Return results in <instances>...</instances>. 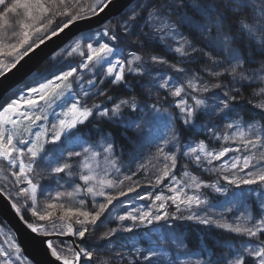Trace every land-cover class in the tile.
<instances>
[{
    "label": "snow or ice",
    "instance_id": "snow-or-ice-1",
    "mask_svg": "<svg viewBox=\"0 0 264 264\" xmlns=\"http://www.w3.org/2000/svg\"><path fill=\"white\" fill-rule=\"evenodd\" d=\"M112 2L0 0V77L19 71L46 41L69 35L71 25L89 31L77 22ZM74 53L78 60L57 61L0 97V197L47 222L27 226L54 238L47 247L57 264H161L168 254L153 240L157 226L179 250L182 221L243 238V247L221 248L206 264H264V0H139L118 28L104 26L62 56ZM106 82L122 95L113 99L100 87ZM246 90L249 120L238 112ZM93 93L110 103H93ZM101 121L132 134L117 147ZM185 132L198 142L182 143ZM146 144L154 152L145 157ZM203 173L218 178L207 183ZM209 189L223 198L218 213ZM133 193L149 203L113 215ZM250 198L256 214L229 217ZM141 228L147 231L130 257L115 247L118 233ZM61 237L71 238L70 255L54 247L65 243ZM0 264H23L14 241H0ZM168 264L186 261L177 252Z\"/></svg>",
    "mask_w": 264,
    "mask_h": 264
},
{
    "label": "trees",
    "instance_id": "trees-1",
    "mask_svg": "<svg viewBox=\"0 0 264 264\" xmlns=\"http://www.w3.org/2000/svg\"><path fill=\"white\" fill-rule=\"evenodd\" d=\"M84 2L86 4H91L94 2V0H84ZM139 0H137L135 3H133L126 11L125 13H123V15L110 20L106 25L104 26H113L114 29L118 28V26L120 25L121 21L123 20V18L126 17L127 14H129L132 10H134L138 4ZM60 20L57 19L56 23H59ZM103 26V27H104ZM53 27H55V25H53ZM147 55V53H146ZM72 58L73 60H76L75 56H69L67 58H65L66 60ZM59 60H56L55 56L51 57L50 60H48L41 68V71H44V68H50L52 66H54L56 64V62ZM198 66L193 65V71L196 70ZM100 87H104L110 95L113 96V99H115L118 96H121L122 93L120 91L116 90V86H108L107 82L105 83V85H100ZM129 88L130 89H135L136 88V82L135 81H130L129 82ZM93 103H98L101 105L110 103V101H108L105 97H96L93 93ZM245 97L246 99L241 100L240 104H239V118H242L243 120H249L251 116L254 115V113H250L248 111V109L251 107L248 103H247V99H250L251 97L249 96V92L248 90L245 91ZM252 122H259V117H256L255 121ZM99 127L103 128L109 135L110 139H115L117 147L121 146V142L124 138L125 135H131V132L125 133L124 130V126L121 125H117V124H107L104 123L103 121L100 122ZM201 129V125L197 124L196 127V131H200ZM177 130H178V126H177ZM184 137H187V139H185ZM201 139L203 138L202 136L200 137ZM181 141L182 143H189V142H198V140L196 139V136L192 133V132H185L183 133V135H181ZM154 152V148L151 147V145L146 144L145 147L143 148V152L145 154V157L149 154V152ZM145 163H147V160L145 159ZM158 166H160L159 163L154 162ZM149 168H151V165H149ZM191 170V169H190ZM152 171H155V169H152ZM178 171H179V164H178ZM194 172V171H193ZM198 174V172H197ZM202 179H217L218 178V173H203L201 175ZM150 190L151 188H146L145 190L141 191V193L144 194H150ZM13 201V200H12ZM149 202L148 201H142L139 200L137 196L133 197L132 199V209L136 208V207H140L143 208L145 207ZM21 213L23 214V211H21ZM118 214L117 209L114 208L113 209V215ZM24 217L29 221V222H33V220L30 219V217L26 214ZM0 221L2 222V220L0 219ZM3 223V222H2ZM36 226H39L42 224V222L40 221H35ZM43 223H47V222H43ZM181 225L180 228H178L176 230V243H181L183 244V247L181 249H177L176 248V244H174L172 242V237L169 236V234L163 230H160L159 227L157 226V232L153 235V240H155L159 247L165 251V250H169L171 252V256H175V253H173L171 250H174L176 248V253L179 252L181 254V257L183 258V260L186 261V264H189L188 261V254L190 253V251L192 250L191 248H194L196 250H202V252L204 254H206L207 250L212 249L213 253H215L213 259H216L221 253H220V249L225 247V241L218 236H209V237H203L201 236L200 233H198L196 231V222H192V221H182V222H177ZM112 226H115V223H113ZM57 227H60V225H57ZM218 229H214V233L219 235L221 234L220 231H217ZM146 229H139L138 231L134 232V233H118L117 237H114L113 239L116 241V248H120L124 251L126 256H131L134 248L135 247H139L142 244V236L146 233ZM213 232V230H212ZM202 242H205V245L207 246L206 249L203 248L202 246ZM125 245H127V247H125ZM54 247L57 248V250H59L62 254L65 255H70V253L68 251H66V248L70 247V243L66 242L64 244H60L58 240H55L54 242ZM102 252L104 251L103 249L101 250ZM225 251V250H224ZM109 252H111V249L109 250ZM103 259H110V255L109 256H102ZM211 258V257H207V259L205 260V262L203 264H206L207 260ZM161 264H168V256H163L161 258Z\"/></svg>",
    "mask_w": 264,
    "mask_h": 264
},
{
    "label": "water",
    "instance_id": "water-1",
    "mask_svg": "<svg viewBox=\"0 0 264 264\" xmlns=\"http://www.w3.org/2000/svg\"><path fill=\"white\" fill-rule=\"evenodd\" d=\"M136 0H113L104 12L93 16L88 20L78 21L77 24L84 29H93L107 20L122 14ZM69 35L61 33L60 36L54 37L51 41H46L35 52L30 53L29 57H25V61H21L23 67L18 65L19 71L14 69L12 72L0 77V97H6L9 92L18 85L24 83L33 73H35L55 52L60 50L68 42L77 35L82 33L77 25H71L65 30ZM76 34L73 35L72 33ZM71 36V39H69ZM14 73V74H13ZM12 201L6 196L0 197V217L15 234L17 241L22 249L23 254L34 264H57L55 257L50 254L47 242L53 240V237H46L43 233H33L27 226L29 223L25 218L16 212L11 206ZM70 242L69 237H61Z\"/></svg>",
    "mask_w": 264,
    "mask_h": 264
},
{
    "label": "rangeland",
    "instance_id": "rangeland-1",
    "mask_svg": "<svg viewBox=\"0 0 264 264\" xmlns=\"http://www.w3.org/2000/svg\"><path fill=\"white\" fill-rule=\"evenodd\" d=\"M94 3V2H93ZM108 28H110V29H114V27L113 26H111V25H109V26H107ZM100 31V30H99ZM98 31H95V32H92L91 34H82V35H79V36H77V37H75L73 40H71L66 46H64L63 47V49L62 50H60L58 53H56V55H54L55 56V58H56V60H59V61H63L64 63H68V62H70V61H73V59L72 58H69V59H65V58H67V57H69V56H62V53H63V51H64V49L65 48H67L70 44H73L74 45V43L76 42V41H80L82 44L83 43H85L86 41H87V38L89 37V36H95V34L97 33ZM73 56H75V58H76V60H78L79 59V57L74 53L73 54ZM48 70V68H44V71H39V72H37L35 75H38V74H43V73H45L46 71ZM33 78V77H32ZM32 78L31 79H29L27 82H25L22 86H20L19 88H24V85L26 84V83H28L29 81H31L32 80ZM18 89V88H17ZM16 91V90H15ZM11 95V94H10ZM185 159H187L186 157H185ZM217 163H219V162H217ZM218 165V164H217ZM158 168H159V166H158ZM192 174H194V175H196L197 173L194 171V172H192ZM215 180L216 179H212L211 181H205V182H207V183H213V182H215ZM48 183H51V182H48ZM165 183H167V181L165 182ZM163 187V185H161L160 187H152L151 188V190H150V194L151 193H156V192H159L160 191V188H162ZM145 188H141L140 190H144ZM139 190V191H140ZM207 191V193H208V199L209 200H212V205H213V208L211 209V211H214V212H219L220 210H221V204L219 203V201L220 200H222L223 198L222 197H219V195L218 194H216V193H214V192H212L210 189L209 190H206ZM134 194V193H133ZM132 195V194H131ZM130 195V196H131ZM44 200V201H43ZM43 201V202H42ZM47 201L45 200V199H41V201H40V203L41 204H45ZM243 206H244V208H245V211H247L248 213H251L252 211H251V205L249 204V203H244V204H242ZM242 205H240V206H242ZM240 206H238V208L234 211V213H231V214H228L229 215V217H232V216H234V215H236V213H238V212H241L240 211ZM22 211H23V209H22ZM23 214H26V215H28L29 217H30V215L29 214H27V213H24V211H23ZM25 216V215H24ZM1 219V218H0ZM30 219L31 220H33V221H36V219L34 218V217H30ZM41 225H45V223H43L42 222V224ZM41 225H39V226H41ZM38 226V227H39ZM209 235H207V236H205V237H208ZM7 238V241H8V243H11V242H15L16 244H17V246H19L18 245V243H17V241H16V239H15V237H14V235H13V233L11 232V230L8 228V227H6L1 221H0V241H3V240H5ZM202 245H204V246H206L205 245V242H202ZM4 246H7L6 244L4 245ZM239 246H241V247H243V244H240ZM232 247H234L233 245H230L228 248H227V251L229 250V249H231ZM164 252H167V254H168V256H171V252L169 251V250H165ZM61 253V252H60ZM177 253H175V255H176ZM21 255H22V257H23V264H32L31 262H30V260L29 259H27L24 255H23V253H22V251H21ZM182 258V257H181ZM183 259V258H182Z\"/></svg>",
    "mask_w": 264,
    "mask_h": 264
},
{
    "label": "bare ground",
    "instance_id": "bare-ground-1",
    "mask_svg": "<svg viewBox=\"0 0 264 264\" xmlns=\"http://www.w3.org/2000/svg\"><path fill=\"white\" fill-rule=\"evenodd\" d=\"M62 240L66 241V242H69V241H67V240H65V239H62ZM50 242H52V240H51Z\"/></svg>",
    "mask_w": 264,
    "mask_h": 264
}]
</instances>
